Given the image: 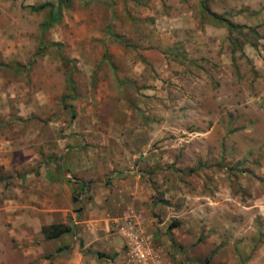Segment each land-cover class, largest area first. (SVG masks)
Wrapping results in <instances>:
<instances>
[{"label": "rangeland", "instance_id": "obj_1", "mask_svg": "<svg viewBox=\"0 0 264 264\" xmlns=\"http://www.w3.org/2000/svg\"><path fill=\"white\" fill-rule=\"evenodd\" d=\"M59 1L0 0V174L72 232L4 260L264 264V0Z\"/></svg>", "mask_w": 264, "mask_h": 264}, {"label": "crops", "instance_id": "obj_2", "mask_svg": "<svg viewBox=\"0 0 264 264\" xmlns=\"http://www.w3.org/2000/svg\"><path fill=\"white\" fill-rule=\"evenodd\" d=\"M4 146L1 142L0 154L10 151ZM4 163L2 161L0 165ZM4 169H7V166H4ZM11 172L10 170L7 174L4 170L0 174V232L6 231L7 236L6 247L0 240V264H10L4 260L5 257L9 258L15 253H20L22 242H31L33 234H41V217L44 225L56 224L57 182L48 174L40 175L36 179L31 174L24 175L25 180H23L20 174ZM9 176L12 177L11 185L5 183L7 179H3ZM25 183L27 186L24 185ZM50 242L52 240L44 243Z\"/></svg>", "mask_w": 264, "mask_h": 264}, {"label": "trees", "instance_id": "obj_3", "mask_svg": "<svg viewBox=\"0 0 264 264\" xmlns=\"http://www.w3.org/2000/svg\"><path fill=\"white\" fill-rule=\"evenodd\" d=\"M68 3H69V0H60L56 4V7H55L56 15L53 16L52 14H50L49 21L44 22V24H42V26L47 27L50 25V23L58 21V19L60 17L61 6L67 7ZM45 8H48L49 11H52V9H53V7L50 6L49 4L38 5L36 7H31L30 9L33 11H41ZM222 22H223V25L227 29L233 28V25H231L230 23H228L226 21H222ZM116 39H118V38L116 37ZM70 88H71V84H70ZM63 100H64V97H63ZM63 107L67 108L69 113H70V116L73 117V111H72L71 106L70 105H63ZM71 232H72V228L70 226H66L64 224H50L48 226H42L40 228V233H41L44 241L54 240V239L59 238L62 235L69 234Z\"/></svg>", "mask_w": 264, "mask_h": 264}]
</instances>
